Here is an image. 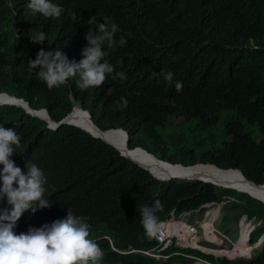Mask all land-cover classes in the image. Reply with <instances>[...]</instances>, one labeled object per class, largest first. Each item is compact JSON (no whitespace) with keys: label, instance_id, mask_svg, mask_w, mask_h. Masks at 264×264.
Returning <instances> with one entry per match:
<instances>
[{"label":"trees","instance_id":"trees-1","mask_svg":"<svg viewBox=\"0 0 264 264\" xmlns=\"http://www.w3.org/2000/svg\"><path fill=\"white\" fill-rule=\"evenodd\" d=\"M55 69L68 75L76 97L102 127L129 132L131 147L154 152L146 141L161 142L158 129L172 116L184 117L187 126L195 121L190 131L210 136L223 122L230 137L211 139L199 154L264 183V0H0V90L60 119L71 109L69 85L46 80ZM0 125L8 130L0 134V190L30 192V179L16 162L25 151L49 174L51 201L44 212L57 221L51 232L66 225L79 231L53 236L55 245L72 243V234L80 240L108 234L119 250L148 248L156 244L149 236L154 221L225 196L236 200L225 206L224 224L246 213L262 221L253 239L264 232V203L245 193L201 181L161 183L102 140L68 125L44 129L13 106L0 108ZM196 152L190 143L161 158L191 164L199 161ZM20 239L14 237L15 248L53 259L44 239ZM96 243L106 253L92 264L191 261L118 252L107 238ZM219 263L264 264V247L251 261Z\"/></svg>","mask_w":264,"mask_h":264},{"label":"clouds","instance_id":"clouds-1","mask_svg":"<svg viewBox=\"0 0 264 264\" xmlns=\"http://www.w3.org/2000/svg\"><path fill=\"white\" fill-rule=\"evenodd\" d=\"M103 74H104V70L102 68L100 69V72H98L97 75L99 76H97L96 79L99 78ZM46 80L49 83H53L54 81H57V82L61 81L65 85H69V92L67 94V99H69V104L71 105V109L62 118L60 119L52 118L47 107L45 106L37 107L34 102L28 100L24 96L17 95L8 90H0V96L6 95L8 96L9 99H11L10 102L8 103L4 100L5 97L3 96L4 98L0 100V108L7 107V106H13L16 108H20L26 115L42 122L44 124L43 126L44 129L51 130V131H57L62 126L68 125V126L75 127L79 130H82L85 133L91 135L89 132L79 127H76L74 125H70V124H63L57 128H52V124L48 120V116H50L51 119L55 121H60L72 112H75L76 116H78L79 118H83L79 116L78 109H82L86 112L87 120L89 118L88 114H90V119L94 120V122L104 130H108L111 128H122V127H112V126L102 127L94 119L92 112L85 107L84 102L76 97V94H75L76 89L73 86L72 82H70L68 75H66L64 72L60 71L59 69H55L51 74L48 75ZM59 86L62 87L61 85ZM71 96H74L76 100L82 102L83 106H79L77 104L73 105L71 103ZM15 99L29 106V108H31L32 111H30V109L24 108L21 105L15 104L14 103ZM40 110H44L47 116L41 117L38 114L32 113V112H38ZM6 130L7 129L5 126L0 125L1 135ZM130 145H131V137H130ZM19 147L16 146V149L18 150ZM135 147H141L150 153H154L142 146H135ZM135 147H131V148H135ZM112 148L116 150L114 147ZM9 156H10V152L9 154L6 155V158ZM159 158L164 161H168L172 164H178L181 166H185V168H188V166L192 167L198 164H202V165H212V166L224 169V170L230 169V168L242 170L237 167L223 168L213 162L198 161V162L191 163V164H184L182 162H173V161L161 158V157ZM0 162H1V156H0ZM16 162L22 164V170L30 179L32 186H31L30 192L28 191L21 192L19 190H12L11 192L6 193V190H0V264H92V260L98 258L101 254L102 250L100 246L96 243V241L102 238H107L110 241L112 249L118 252H122V253L139 252L147 256H150L160 262L167 261L173 256H183L191 260L187 264H193L197 260L196 253H193V251L200 252V253L202 251L189 248V246L195 243L197 239L196 235H198L199 229H201L202 232H201V237L198 235V246L202 244V240L207 242L206 244H203L205 247H207L210 250V252L206 253L207 256L218 257L220 259L225 258L229 261H235L233 260V258L239 257L240 260H236V261H241V260L251 261L255 258L258 251L264 247V232L258 235L256 239H253V236H252L256 228L262 225V221L256 218H249L246 213H242L240 216H238V218H235V219L232 218L230 220L232 224L238 223V227H239V235L233 237L235 246L241 241L242 236H243L242 231L245 226V218H241V216L245 215L246 218L248 219L257 220L260 222L258 226L253 225L252 227H250V232L247 236L248 244L252 247H255L256 249H258L260 246L262 247L257 250L253 258H251V254L249 250L247 251L246 254L238 255L232 258L229 257V253L217 254L214 252V251H217V252L225 251V248L221 247V245L224 243V239L229 240V237H228L229 230L223 231L222 229L218 228V226L216 227L214 224V221L217 219L214 213V210L219 209V208L222 209L223 204L225 208L228 201L236 200L234 197H229V196H225V199L223 201L206 202L196 209L186 210L180 213H178L176 209L171 210L164 218L158 219L151 224L150 229H149V236L153 238L156 244L148 248H135V247L129 246L127 250H119L118 248L114 246L112 239L107 235L102 236V237L88 239L86 234L81 236L82 240L79 239L78 235L72 234L71 235L72 243H69L67 241L61 242L60 240H57L58 245H55L52 242L53 236L56 238H58V236L64 237V236H68L71 231H75V232H79V231H77L75 228L69 225H66L62 227L61 229H58L56 232H53V233L51 232L52 229H50V227L55 226L57 221L55 220L54 215L52 213L45 214L44 212V206L47 205L51 201V195L49 194L48 171L41 163L29 158L25 154V151L20 156L19 155L17 156ZM148 173L151 175L150 172ZM152 178L155 180H158L161 183L170 182L173 179L188 180V179H181L176 176L170 178L169 180L165 179L163 181H161L162 179L155 178L153 176ZM188 181H201V180L194 179V180H188ZM201 182H204V181H201ZM207 184H212V183L208 182ZM258 184H264V183H258ZM218 187H222V186H218ZM223 188H226V187H223ZM227 189H232V188H227ZM234 190H237V189H234ZM239 192H242V191H239ZM242 193H245V192H242ZM245 194L251 196L248 193H245ZM256 200L262 202L259 199H256ZM224 211L226 213V208ZM233 211L236 213L235 210ZM26 212L30 214V217L32 220L31 223L29 222L27 218ZM188 215L192 218V220L189 221L191 224L186 222L187 221L186 216ZM17 218H18V225L16 227L15 222ZM21 219H24L26 221V224L20 222ZM196 221H198V225L195 224ZM223 223H224V216H223ZM207 224L211 225L212 232L207 231V228H206ZM15 236L19 238V242L21 241L20 237H24L25 239L27 238L35 239L37 242H38V238L44 239L46 242H48V244L52 248L51 252L53 254V259H49L48 257H46L45 259L41 258L36 253L28 249L18 247V246L15 248L14 247V237ZM85 239H88L86 244L84 242ZM242 242L243 241H241V243L237 247L241 248ZM26 243L28 242L26 241ZM75 243H78L79 245L75 246ZM37 244L38 243H34L33 245L37 246ZM214 244L219 247L214 248ZM207 256H204V258L211 260Z\"/></svg>","mask_w":264,"mask_h":264},{"label":"rangeland","instance_id":"rangeland-1","mask_svg":"<svg viewBox=\"0 0 264 264\" xmlns=\"http://www.w3.org/2000/svg\"><path fill=\"white\" fill-rule=\"evenodd\" d=\"M184 117H179L176 118L175 116L170 117L169 121L167 124L159 128V132L161 135V139H159L161 142H157V140H150L146 141V144L148 147H150L154 153L161 157L162 153L166 150V152L170 155H174L179 153L184 147L190 146V143H192L194 146L198 147V152L197 155H195L199 161H205L202 155H200V150H205L208 146H210L211 139L214 140H222L224 138H229L230 136L226 134L225 127L223 126V122H217L215 124V128L213 129L212 135H209V131L206 132H199L198 131H190L189 128L195 127V121H191V125L187 126L184 122H182ZM200 125L198 124V128ZM225 208L224 204L222 206V209H216L214 210V213L216 215V220L214 221L215 226L223 231L229 230V240L224 239V243L221 245V247L225 248V251L223 252H217L214 251L217 254H222V253H229V257H236L237 255H234V253H237V251H240L241 248H238L235 246L233 237L239 235V227L238 223H223V216L225 214ZM228 214L234 215L235 212L233 210L229 211ZM206 218V217H205ZM241 218H245V226L244 229H250L253 225L258 226L260 224L259 221L257 220H251L246 218L245 215H242ZM186 222L190 223L189 221L192 220V218L188 215L186 216ZM205 221V219H204ZM191 224V223H190ZM196 225H198V221L195 222ZM210 225V224H209ZM208 225V226H209ZM229 226V227H228ZM228 227V229H227ZM201 232L202 230L199 229L198 235L201 237ZM211 232V231H209ZM198 235L195 243L189 248L197 249L202 251V254L207 255L206 253L210 252V250L205 247L203 244H206L204 240H202V246H198ZM215 239V237H214ZM238 245V244H237ZM219 246H216L214 244V248H218ZM260 246L259 248H261ZM254 248V247H252ZM258 248V249H259ZM238 249V250H237ZM258 249H253L250 251L251 258L254 257ZM204 252V253H203ZM197 260L193 264H220L219 262L221 261L220 258L218 257H213V259L208 260L205 259L204 256L200 255L199 253H196ZM233 260H240L239 257L233 258Z\"/></svg>","mask_w":264,"mask_h":264},{"label":"water","instance_id":"water-1","mask_svg":"<svg viewBox=\"0 0 264 264\" xmlns=\"http://www.w3.org/2000/svg\"><path fill=\"white\" fill-rule=\"evenodd\" d=\"M71 103L74 105V104H77L79 106H83V103L76 100L74 96H71ZM89 118H88V121L90 122L91 125L87 124L86 125H82V124H79L78 121H80L81 118H79L78 116H76L75 112H72L70 113L68 116H66L64 119L60 120V121H55L53 119L50 118V116H48V120L49 122L52 124V128H57L63 124H70V125H74L76 127H79L87 132H89L93 137L97 138V139H100L102 141H104L105 143L109 144L110 146L114 147L117 151H119V153L124 156L125 158H127L128 160H130L131 162H133L134 164H136L137 166H139L140 168L148 171L151 173V175L153 177H155V175L150 171L149 167L154 165V163L152 162V160L150 158H153L157 161H160L162 163H164V166L166 164L168 165H172V166H177L178 164H172L168 161H164L162 159H160L157 155H155L154 153H150L148 151H146L145 149L141 148V147H135V148H131L130 147V136H129V133L127 131H125L124 129L122 128H111V129H108V130H104L102 129L100 126H98L94 120L90 119V114H88ZM106 132H110L112 134V136H105L104 133ZM119 132V133H118ZM124 132L126 134V139L124 140L123 143H121V140H120V135L121 133ZM185 167V166H183ZM189 167V166H188ZM218 171H234V170H239V169H221V168H218L216 167ZM242 174V177L244 178L243 181H245L247 183V181L254 186L255 189H259L260 191H264V184H258L256 182H254L253 180H250L248 179L244 173L242 172V170H239ZM172 177H175V175H172V176H168L167 178H164L162 179L161 181L165 180V179H170ZM157 178V177H155ZM178 178H181V179H188V180H201V181H204L206 183H212L216 186H222V187H226V188H232V189H237L239 191H242V192H245V193H248L250 194L252 197L256 198V199H259L261 200L262 202H264V199L253 194V193H250L248 191H245V190H242L238 187H234L232 186L231 184H227V183H223L221 181H219V178H218V181H211V180H206L204 178H196V177H178Z\"/></svg>","mask_w":264,"mask_h":264},{"label":"bare ground","instance_id":"bare-ground-1","mask_svg":"<svg viewBox=\"0 0 264 264\" xmlns=\"http://www.w3.org/2000/svg\"><path fill=\"white\" fill-rule=\"evenodd\" d=\"M3 96H0V100H2L4 98V100L9 103L11 99H9L8 96H6V95H3ZM14 103L21 105L24 108L30 109V111H32L31 108H29V106L25 105L23 102H21L19 100L15 99ZM32 113L38 114L41 117L47 116V114L44 110H40L38 112H32ZM78 113H79V116L83 117L80 119V121H78L79 124L86 125V123H87V124L91 125L90 122L87 120V114L84 110L78 109ZM104 134L107 137L112 136V134L110 132H106ZM125 139H126V134L124 132H122L120 135L121 143H123ZM150 159L152 160L154 165L150 166L149 169L155 175V177H157L159 179H164V178H167L168 176L175 175L176 177L204 178L206 180H211V181L215 182V181H218V178H219V181H221L223 183L231 184L234 187H238L242 190L253 193V194L264 199V191H260L259 189H255L254 186L251 185L248 181H247V183L245 181H243L244 178L242 177V174L239 170H234V171H222L221 170V171H218L215 166L202 165V164H198V165L188 167V168H185L181 165L172 166V165H168V164H166L165 167H163L164 163L157 161L153 158H150ZM208 225L209 224L206 225L207 231L212 232L211 225H209V226ZM249 232H250L249 228L243 229V231H242L243 236L241 239V241H243V242H242L241 250L237 251V253H234V255H237V256L243 255V254H246L248 250L251 251L255 248V247L252 248V246H250L247 242V240H248L247 236H248ZM241 241L238 243V245L241 243ZM238 245H236V246H238ZM259 245H257V246H259ZM102 252H105V251H102Z\"/></svg>","mask_w":264,"mask_h":264}]
</instances>
